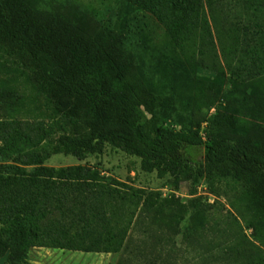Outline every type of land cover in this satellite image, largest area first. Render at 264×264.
<instances>
[{"label": "trees", "instance_id": "obj_1", "mask_svg": "<svg viewBox=\"0 0 264 264\" xmlns=\"http://www.w3.org/2000/svg\"><path fill=\"white\" fill-rule=\"evenodd\" d=\"M40 1L0 0V50L14 62L0 56V241L8 242L0 257L26 264L35 247L119 253L145 216L171 229L185 222L188 244L200 245L197 264H264V0H245L259 11L255 26L223 24L211 13L222 60L204 0H128L129 11H151L167 24L189 65L196 46L202 55L213 46L207 68H228L230 88L205 141L198 130L162 126L158 110L171 96L139 68L122 30L88 35ZM207 98L209 109L219 94ZM107 145L139 157L145 172L170 175L175 188L182 177L224 184L233 211L203 216L180 198L159 200L91 166L46 165L57 154L84 160ZM197 145L200 165L188 152Z\"/></svg>", "mask_w": 264, "mask_h": 264}, {"label": "rangeland", "instance_id": "obj_2", "mask_svg": "<svg viewBox=\"0 0 264 264\" xmlns=\"http://www.w3.org/2000/svg\"><path fill=\"white\" fill-rule=\"evenodd\" d=\"M40 4L44 11L62 13L88 35L99 32L114 34L122 30L125 36L124 47L133 51L139 68L153 80L161 79L165 95L171 96L169 103L158 110L162 116V126L165 129L184 131L195 129L199 131V137L203 141L207 140V124L218 112L217 107L223 99L221 92L230 88L227 67L207 68L211 57H216L213 46L210 47V54L206 55H202L200 46H196L195 52L191 53L195 62L189 65L181 43L172 38L167 24L151 11H129L132 6L128 4V0H41ZM204 6L212 25L217 55L221 60V46L211 13H216L223 24L243 20L255 26L260 21L259 11L250 9L245 0H213L212 5L209 0H204ZM179 38L182 40L184 34ZM0 56L2 60H8V65L14 66L12 58L4 50H0ZM203 58L206 60L204 67L200 63ZM15 62L23 68L20 61ZM19 75L18 73L17 76ZM19 82L25 86L24 77ZM24 90L25 87L20 88V93ZM198 91L200 94L196 95ZM24 93L30 96L31 91ZM212 93H218L219 98L216 105L208 109L205 104ZM199 122L200 126L197 125ZM188 152L197 165L204 162V146L190 147ZM2 162L0 157V163ZM46 165L54 168L91 166L102 171L108 181L124 182L146 193H160V196L157 195L159 200L172 196L180 198L190 206V212L203 216L217 211H233L230 206L232 195L224 184H212L206 178L189 180L182 177L179 186L175 188L170 175L160 178L156 171L145 172L139 157L110 145L106 146L102 154L89 155L84 160L72 155L57 154ZM185 224H176L171 229L165 223L153 221L151 217L137 216L125 247L119 253H88L36 247L30 250L26 264H197L200 245L188 244ZM245 232L251 234L252 231L245 228ZM1 244L0 250L3 251L8 242L3 238L0 246ZM8 255L9 253L0 257V264H9Z\"/></svg>", "mask_w": 264, "mask_h": 264}, {"label": "crops", "instance_id": "obj_3", "mask_svg": "<svg viewBox=\"0 0 264 264\" xmlns=\"http://www.w3.org/2000/svg\"><path fill=\"white\" fill-rule=\"evenodd\" d=\"M36 248V247H35Z\"/></svg>", "mask_w": 264, "mask_h": 264}]
</instances>
